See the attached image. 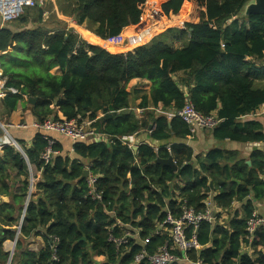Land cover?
Segmentation results:
<instances>
[{
	"label": "trees",
	"instance_id": "trees-1",
	"mask_svg": "<svg viewBox=\"0 0 264 264\" xmlns=\"http://www.w3.org/2000/svg\"><path fill=\"white\" fill-rule=\"evenodd\" d=\"M159 1L163 13L183 25L167 27L125 49L105 45L103 39L137 23L145 0H55L58 11L75 15L76 24H84L89 32L83 28L74 32V26L55 12L43 20L45 9L36 6L26 7L16 19H29V27L0 28L6 78L0 101L7 113L33 96L37 99L31 111L37 121L57 118V108L66 119L80 123L87 118L96 132L110 137L108 142H70V149L54 137L52 149L57 153L47 163L42 159L47 141L41 131L29 144L15 138L30 166L40 171L39 177L31 174L37 196L31 194L28 201L31 167L11 142L0 146V195L11 196V202L0 203V263L9 255L3 242L14 239L24 211L21 239L10 264H136L133 257L141 249L151 253L169 240L166 232L154 234L167 211L178 217L181 199L199 210L212 192L216 219L198 226L201 248L189 257L206 264H264V228L244 247L253 202L264 199V150L250 153V165L237 151L220 148L192 162L187 145L169 142L189 135L188 125L177 115L168 118L149 111L137 118L126 89L132 78L148 79L149 94L142 96L139 107L161 103L174 112L190 101L200 113H213L218 119L211 130L215 139L264 141V123L239 121L264 103V82L256 81L264 79V14L244 15L250 0ZM185 3L188 10L183 16ZM54 67L60 74L51 72ZM177 73L182 75L176 77ZM11 87L17 91L10 92ZM142 128L161 143L155 149L144 142L134 152L124 139ZM169 156L178 166L175 171L154 162ZM85 165L97 175L101 200L87 195L85 179L76 181ZM233 202L239 207H232ZM126 230H137L138 236L127 237L118 246L109 240ZM37 234L43 236L44 247L24 248L22 239ZM93 255L105 259L98 262Z\"/></svg>",
	"mask_w": 264,
	"mask_h": 264
},
{
	"label": "built area",
	"instance_id": "built-area-1",
	"mask_svg": "<svg viewBox=\"0 0 264 264\" xmlns=\"http://www.w3.org/2000/svg\"><path fill=\"white\" fill-rule=\"evenodd\" d=\"M48 0H0V17L3 23H8L19 18L26 7H45ZM177 20L168 18L160 7L159 0H145V7L138 16L137 23L133 24L136 28H141L139 34L142 35V39L153 35L155 32L161 30L165 26L174 25ZM74 32H77L75 28L77 24H73ZM161 28V29H160ZM129 37L122 33V30L114 35H110L103 39L105 45L121 48L127 44ZM138 40V41H140ZM137 41V42H138ZM136 42V43H137ZM135 43V44H136ZM134 44V45H135ZM223 46V44H221ZM3 51H0V57ZM2 64L0 60V88L4 92V84L6 78L3 76ZM12 93L17 90L13 87L8 88ZM0 93V96L3 93ZM173 115L180 117L189 128V135L193 134L197 130H212L218 123V119L213 113L203 114L195 109L190 101H186L185 104L177 111H172L168 114V118ZM84 126L79 123L77 119L71 118H53L48 117L42 121L33 122L32 127L42 132V136L47 141V147L42 153V159L45 163L49 162L53 154L57 153L52 149L55 139L51 136L52 133L60 134L68 138L71 143L76 141H87L88 139L94 140L99 138L100 133L96 132L94 128L90 126ZM8 142H10L8 140ZM128 143V142H127ZM130 147H133L128 143ZM1 146V145H0ZM157 146L155 147V149ZM167 150L170 152V145H166ZM175 162V161H174ZM88 169V175L85 178L87 185V195L93 200H101L102 191L96 188L97 175L93 174L88 165H85ZM33 181V179H31ZM180 215L175 217L167 211L165 218L158 222L155 226L154 234H160L166 232L169 240L165 241L162 245L158 246L153 252H148L145 248L141 249L133 257V263H140L147 261L149 264H177L179 262H185L188 264H206L200 258L192 260L189 257L191 251L197 252L201 245L196 238V230L198 226L203 223H214L215 206L212 201V192H208L203 200V207L199 210L194 209L188 205L186 199H181L179 203ZM24 217L23 214L17 224V230L20 229ZM119 223V221H117ZM264 228V215L258 213L255 209L245 222V238L248 240L247 244H244L247 249L253 240L254 233ZM138 231L126 230L121 237L109 236V240L114 242L117 246L125 244L127 237H137ZM54 241H57L56 237H53ZM143 245L146 244V239L141 240ZM54 250V249H53ZM53 259L56 257L53 255Z\"/></svg>",
	"mask_w": 264,
	"mask_h": 264
},
{
	"label": "crops",
	"instance_id": "crops-1",
	"mask_svg": "<svg viewBox=\"0 0 264 264\" xmlns=\"http://www.w3.org/2000/svg\"><path fill=\"white\" fill-rule=\"evenodd\" d=\"M48 2H50V7L49 9L43 12V20L47 19L51 12H55L59 18H62L64 20L67 19L64 15H62L60 11L57 10L55 0H49ZM187 9L188 8H186V11L183 12V16L187 14ZM31 24L32 22L29 19L23 22L15 20L13 22H10V24H7V23H3L0 17V28L4 26H8L13 31L22 30L25 27H29ZM75 24H76V21H75ZM182 25H183L182 21H176L173 26L181 27ZM75 28L76 29L83 28L84 30L88 32L90 31L85 27L84 24H81L79 26L77 25ZM138 29H141V28L140 27L136 28L135 25L133 24L125 26L122 29V33L124 35L130 36L129 41L127 42L126 45L118 49H125V48L133 47L134 44L142 38V35L139 34L140 30ZM175 46H181V45L179 43H175ZM247 59H251L252 61H255L254 58L248 57ZM256 62L258 61L256 60ZM262 63H264V60H262ZM51 72L53 74H60V69L58 67H54L51 69ZM180 75L182 74L177 73L176 77ZM256 81L264 82V79H256ZM126 89L129 94V107L130 109H132V111L134 112L137 118H141L144 115V113L147 111L152 112L155 116L166 115L167 117H168V114L172 112V110L169 108H163L161 103H158L157 105H153L149 102L145 108L139 107V104L142 100V96L149 94L150 81L148 79L132 78L127 83ZM2 93L3 94L0 96V98H2L5 95V88H4V92ZM31 105L32 104L28 102L24 103L23 105L19 104L15 110H13L10 113H7L5 107L0 101V123L6 127V129L8 130V132L11 134L13 138L22 140L23 142L27 144L30 143L31 139L34 136V133L38 131L37 129L31 126L33 122H37L36 117L33 115L31 111ZM99 115H100V112H99ZM55 116H57V118L64 117L57 108H55ZM248 120H256L261 123H264V103L259 105L253 112L245 116L239 117L240 122H246ZM80 123H82L86 127L89 126V120L87 118H83ZM3 133L5 134V132L0 126V145L8 142L9 140V137L4 136ZM149 134H150V131L148 129L142 128L138 132L127 136L124 139V141L130 143L132 146H138L139 144L144 143V142H149L155 147L158 146L161 142L152 140ZM51 136L53 138L55 137L57 140H64L65 142H67V146H69V149L71 148V143H70L71 141L68 138L60 134H56V133H52ZM109 139L110 137L107 134H100L98 139L97 138H95L94 140L88 139L87 142L88 143H91L93 141L94 142H100V141L108 142ZM169 142H182L185 145H187L191 149V152H192L191 153L192 162H196V159L199 157L200 158L204 157L205 153L208 150L213 149V148L237 151L239 153V157L245 158L246 160L247 159L250 160L249 156H250V153L252 152V151L246 150V143L230 141L228 139L226 140L215 139L211 134V130H197L193 134L187 135L183 139L172 137ZM30 167H31V174L32 175L35 174L37 177H39L40 171L34 170L32 166ZM33 182H34V179L32 181L30 196L31 194H33V196L35 197L37 196V193L33 191ZM8 202H11L10 195H6V194L0 195V203H8ZM253 204H254V209L258 213L264 215V199L256 200L253 202ZM232 207L238 208L239 204L237 202H233ZM222 211H223L222 214L225 215L226 210H222ZM21 215L22 213L19 216V220H20ZM4 227L8 228V226H4ZM11 227H16V225L11 226ZM15 237H16V240H15ZM15 237L14 239H6L3 242L4 252H7L9 254L14 253L16 242L19 238L21 239V237H19V233L18 235H15ZM14 240L16 241L15 243H14ZM22 241H23L22 242L23 247L26 249L32 250V251H38L41 248H43L45 245L43 236L40 234L33 235L32 237H29V238H24V240L22 239ZM93 257L98 262H102L105 259L103 255H93Z\"/></svg>",
	"mask_w": 264,
	"mask_h": 264
},
{
	"label": "water",
	"instance_id": "water-1",
	"mask_svg": "<svg viewBox=\"0 0 264 264\" xmlns=\"http://www.w3.org/2000/svg\"><path fill=\"white\" fill-rule=\"evenodd\" d=\"M250 13L264 14V0H250L248 3H246L244 8H243V14L244 15H248ZM1 92H2V89L0 88V93ZM185 95H186V93H185ZM36 99H37V97L28 96L27 97V102L33 104V103H35ZM0 126L3 129V131L6 133V135L9 137L10 142L22 153V155L26 159V162H27L28 167L30 169V164L28 162V159H27L25 153L23 152L22 148L20 147V145L17 143L15 138H13L11 136V134L8 132V130L6 129V127L3 124L0 123ZM150 127H151V125H149L148 129H150ZM132 149H133L134 152H136L137 151V146H133ZM246 150H248V151L264 150V141H262V142H248V143H246ZM154 162L158 163L160 165L168 166L174 171L177 170V168H178L177 164L173 161L171 156H169L167 158L157 157ZM246 163L248 165H250V160L247 159ZM87 175H88V169L86 167H84L83 170H82V173L80 174V176L77 178L76 181L85 179L87 177ZM30 177L32 179L31 173H30ZM31 179H30L29 191H28V194H27V201H28V198L30 196V191H31V187H32ZM233 180H235L237 183L241 182L238 179H234L233 178ZM27 201L25 202V206L27 204ZM22 214H23V212H22ZM18 233H19V230L16 231V235H18ZM15 240H16V237H15ZM15 240H14V243L16 242ZM11 257H12V253H10L8 255L6 264H10Z\"/></svg>",
	"mask_w": 264,
	"mask_h": 264
},
{
	"label": "rangeland",
	"instance_id": "rangeland-1",
	"mask_svg": "<svg viewBox=\"0 0 264 264\" xmlns=\"http://www.w3.org/2000/svg\"><path fill=\"white\" fill-rule=\"evenodd\" d=\"M49 1V0H48ZM49 6H50V2H47V5L43 8V9H48L49 8ZM186 8H188V3H185L184 4V6H183V9H182V15H183V12L184 11H186ZM188 10V9H187ZM63 15V14H62ZM67 19H65L66 20V22H67V24H68V26L70 27V26H72L74 23H75V21H76V16L75 15H64ZM19 20V19H18ZM179 21V20H178ZM72 22H74V23H72ZM173 27V25H169V26H165L164 28H160L161 30H159V31H157V33L158 32H160V31H162V30H164L165 28H167V27ZM175 27V26H174ZM4 134V133H3ZM4 136H7L6 135V133L4 134ZM85 167V166H84ZM8 258V257H7ZM6 262H7V259H6V261L5 262H2V263H0V264H6Z\"/></svg>",
	"mask_w": 264,
	"mask_h": 264
}]
</instances>
